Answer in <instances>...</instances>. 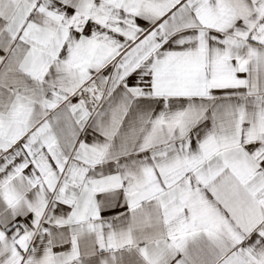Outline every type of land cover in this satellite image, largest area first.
<instances>
[{
    "label": "snow or ice",
    "instance_id": "6c2138e0",
    "mask_svg": "<svg viewBox=\"0 0 264 264\" xmlns=\"http://www.w3.org/2000/svg\"><path fill=\"white\" fill-rule=\"evenodd\" d=\"M0 264H264V0H0Z\"/></svg>",
    "mask_w": 264,
    "mask_h": 264
}]
</instances>
